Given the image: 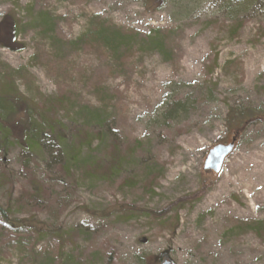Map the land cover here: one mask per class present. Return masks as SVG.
I'll return each mask as SVG.
<instances>
[{"label": "rangeland", "instance_id": "374dc122", "mask_svg": "<svg viewBox=\"0 0 264 264\" xmlns=\"http://www.w3.org/2000/svg\"><path fill=\"white\" fill-rule=\"evenodd\" d=\"M92 19L125 33L170 30L173 56L133 47L117 60L86 41ZM7 69L27 99L104 101L124 149L144 144L159 171L147 193L88 180L71 182L72 191L53 184L49 205L62 201L54 218L47 205L15 207L31 186L14 145L11 183L0 189L10 220L36 216L73 238L65 252H95L107 264H264V242L233 229L236 221H264V122L237 133L227 123L238 108L264 118V0L239 8L233 0H0V71ZM57 116L65 133L72 130L69 116ZM233 138L220 171H205L209 151ZM51 162L34 157V180L54 183ZM74 173L68 180H78ZM125 210L136 214L124 219ZM87 223L88 232H74ZM53 243L46 235L37 248ZM3 244L0 264H20L21 247Z\"/></svg>", "mask_w": 264, "mask_h": 264}, {"label": "trees", "instance_id": "16d2710c", "mask_svg": "<svg viewBox=\"0 0 264 264\" xmlns=\"http://www.w3.org/2000/svg\"><path fill=\"white\" fill-rule=\"evenodd\" d=\"M157 1L150 0L152 4ZM257 1L259 0H233L238 8L245 3ZM92 20V34L87 36L86 41L93 46L103 47L117 60L128 54L133 47L141 51H157L166 59L173 56L170 48V30L154 28L149 33L132 31L130 34L115 27H108L103 21ZM1 72L0 189L11 183L6 160L14 145L21 149L19 161L22 174L24 179L30 181L31 186L30 191H25L19 197L15 207L39 210L46 209L47 205L48 211L55 210L51 216L57 217V210L62 206V201L57 200L51 206V196L45 195L54 189L53 184L63 185L71 191L72 183L86 180L116 184L118 189L125 186H141L145 193L154 187L159 171L154 161L148 158V150L142 143H135L134 148L128 146V149H124L114 127L117 117L103 107L104 101L100 103V107L87 104L76 107V102L72 99L73 94L46 100L41 97V100L34 101L25 98L18 91L9 69ZM170 111L171 107L168 112ZM60 112L69 116L74 126L67 133L63 129L65 125L62 119L57 116ZM258 121L264 122L259 113L242 108L231 109L227 116L228 126L232 127L235 133L243 132L246 126ZM39 155L48 156L52 159L49 165L57 167L53 170L55 174L50 170V174L54 175V183L34 180L32 165L34 157ZM71 172H75L77 181L68 180L71 179ZM65 202L66 198L64 204ZM8 208L0 205V241L4 243L3 246L13 244L21 247L24 258L20 264H107L105 258L99 259L95 252L89 255H86L87 252L76 250L65 252L63 246L73 242V238L66 241L69 238L67 233L62 232L60 228L52 231L51 227L40 226L36 216L25 221H12L8 216ZM119 213L124 219L129 218L130 214H136L135 211L128 213L126 210ZM91 226L92 224L87 223L85 227H79V230L74 232L85 234ZM233 229L239 234L250 232L264 242V221H236ZM46 235H51L54 243L41 249L37 248L40 240ZM4 237L11 240L5 242ZM84 256L90 258L82 263Z\"/></svg>", "mask_w": 264, "mask_h": 264}, {"label": "water", "instance_id": "95a60500", "mask_svg": "<svg viewBox=\"0 0 264 264\" xmlns=\"http://www.w3.org/2000/svg\"><path fill=\"white\" fill-rule=\"evenodd\" d=\"M235 143V138L232 139L230 144L226 145H217L214 148H212L203 165V169L205 171H212L214 173H218L220 169L222 168V165L226 158L232 153L234 144ZM163 264H171L169 261H165Z\"/></svg>", "mask_w": 264, "mask_h": 264}]
</instances>
